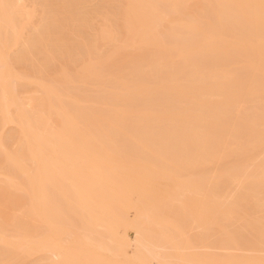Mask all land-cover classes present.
I'll use <instances>...</instances> for the list:
<instances>
[{
    "label": "bare ground",
    "instance_id": "1",
    "mask_svg": "<svg viewBox=\"0 0 264 264\" xmlns=\"http://www.w3.org/2000/svg\"><path fill=\"white\" fill-rule=\"evenodd\" d=\"M70 1L0 0V264H264V0Z\"/></svg>",
    "mask_w": 264,
    "mask_h": 264
},
{
    "label": "rangeland",
    "instance_id": "2",
    "mask_svg": "<svg viewBox=\"0 0 264 264\" xmlns=\"http://www.w3.org/2000/svg\"><path fill=\"white\" fill-rule=\"evenodd\" d=\"M43 1H44V0H43ZM43 1H42V0H26V4H28L30 8H32L33 6H34V8H39V10L37 9V10L35 11V13H34V15H33V17H32V20H33L32 22H34V24L37 23V21H38L39 18H40V15H41L40 11H41V7H42V5H44V4H50L51 2H52V4L54 3V5H55V3L62 2V0H59V1H58V0H55V1H54V0H46L47 3H46L45 1H44V2H43ZM63 1H64V0H63ZM67 1H68V0H67ZM71 1L74 2V0H71ZM71 1H70V2H71ZM75 1L78 2L79 0H75ZM80 1H81V0H80ZM80 1H79V2H80ZM103 1H104V0H86V1H85V0H82V1H81V4H83V5H81V6H83V7L85 6L84 8L82 7V10L86 11V10H89L90 8H91V9H90L89 11L94 10V9L97 8L98 6L104 4L105 1H107V0H105L104 2H103ZM77 2H76V3H77ZM79 2H78V3H79ZM117 2H118V1L116 0V3H117ZM40 3H41V4H40ZM86 4H87V5H86ZM98 4H99V5H98ZM116 6H117V5H116ZM93 7H94V8H93ZM117 7H118V6H117ZM85 8H86V9H85ZM112 16H114L115 18H113V19H111V20H112L113 22H114V20L117 21V19H118L119 16L116 17L117 15H111V17H112ZM118 20H119V19H118ZM98 21H101V18H100ZM98 21H97V19H95L94 22H95L96 25H100V24H99L100 22L98 23ZM119 21H120V20H119ZM116 23H117V22H116ZM114 24H115V22H114ZM31 26H32V24H31ZM29 27H30V26L27 27L28 29L26 28V31H27L26 33L29 32V31H28V30H29ZM30 31H32V27H31ZM67 31H68V30H66V32H67ZM90 33H92V31H89V29L86 30V31H84V35L87 36V37H88V35H89ZM73 34L75 35V33H72L71 36H74ZM87 34H88V35H87ZM76 37H78V36L75 35L74 38H76ZM76 39H77V38H76ZM106 46H108V45H106ZM17 48H18V47H14V48H13V49H14L13 51L15 52ZM14 52H13V53H14ZM54 62H55V61H54ZM199 63H200V62H199ZM56 64L58 65V61H57V63L55 62V65H56ZM50 65H53V63H51ZM55 65H54V66H55ZM21 82H24V86H25L26 88H28V87H30V86H31V87H32V86H35V84L33 85L32 83H30V81H24V79L21 80V81H19V83H21ZM25 84H26V85H25ZM28 84H29V86H28ZM78 84H80V83H78ZM21 86H23V83H22ZM24 86H23V87H24ZM27 86H28V87H27ZM79 86H80V85H79ZM81 87H83V88L85 87V88L87 89L86 86L81 85ZM16 88H17V87H16ZM17 89H18V88H17ZM233 118H235V117L233 116ZM14 126H15V124H13V123L7 124V125H5V126L2 128V131H3V132H6V133H8L9 131L11 132V130H13V129L15 128ZM261 144L264 145V142L261 143ZM261 144H260V145H261ZM262 145L260 146V148L262 147V149H263L264 147H263ZM68 154H69L70 156H68ZM66 155H67V156H66ZM66 155H65L66 157H71V156H72L70 153H67ZM203 169H204V168H203ZM135 197H136V195H133V198H135ZM235 220H236V219H235ZM235 220H233L234 225H235V224H238V222L235 223V222L237 221V220H236V221H235ZM238 221H239V220H238ZM240 221L242 222V220H240ZM240 221H239V223L241 224ZM231 222H232V221H230V223H231ZM233 222H232V223H233ZM225 223H226L227 225L229 224L230 231H232V230H231L232 226L230 227V223H229V221H227V222H225ZM232 223H231V224H232ZM224 225H225V224H224ZM234 225H233V226H234ZM239 226H241V225H239ZM193 227H194V228H193ZM214 227H217V229H219V231H221V229L218 227L217 224H216ZM234 227L237 228L238 225H237V227H236V225H235ZM123 228H125V227H120V228H119V232H120L122 235H124V234L127 233L128 236H130L129 238H131V237L134 236V230H132V229L127 230V229L125 228V231H124ZM225 228L228 229L226 226H225ZM235 228H232V229L234 230ZM97 229H98V231H99V229H101V232H102V229H103V228H102V227H99V228H97ZM196 229H197V230H196ZM217 229L214 228V230H216V232H214V233H215V234H214L215 236H216V234H219V233H217V232H218ZM226 229H225V231H227ZM237 229H239V227H238ZM126 230H127V232H126ZM191 230L193 231V233H192ZM235 230H236V229H235ZM79 231H80V230H79ZM186 231H187L188 234H190V235H195L194 233L199 232L200 230H199L198 227H195V226L190 227V226H189V229L187 228ZM195 231H196V232H195ZM99 232H100V231H99ZM187 232H186V233H187ZM189 232H190V233H189ZM127 234H126V235H127ZM196 234H197V233H196ZM214 235H213V236H214ZM215 236H214V237H215ZM167 245H168V244H167ZM170 245H171V243H170ZM168 246H169V245H168ZM170 248H171V247H170ZM166 249H167V250H166ZM166 249H165V251H167V252H169V250H171V251L169 252L170 254L173 253V252L175 253V250H174V249H169V250H168V248H166ZM129 250H130V249H129ZM189 250H190V249H189ZM191 250H192V249H191ZM195 250H198V249H195ZM217 250H218V251H216V249H215L214 252H215V253H218V254H220V253L224 254V252H225V251L222 252V249H217ZM219 250H220V251H219ZM130 251H131V250H130ZM186 251H188V250H186ZM202 251H204V250H202ZM226 251H227V250H226ZM230 251H231V250H230ZM230 251H229V252H230ZM232 251H233V250H232ZM235 251H236V250H234V252H232V253L235 254ZM103 253H104V255L106 254L107 257H111V254L108 253L107 251H106V252L103 251ZM227 253H228V252H225V254H227ZM236 253H237L238 255H240V254H242V251L239 250V252H238V250H237ZM237 254H236V255H237ZM34 255H36L37 257L34 256ZM48 255L50 256V254H49L48 252H47V253H46V252H43L42 254H41V252H40V253H35V254H33V255L31 256L32 258H30V257L26 258L25 261L23 262V264H30L29 262L32 263V262H34V261H37V262H38V261H39V258H40V260H41V259L44 260L45 258H42V257H43V256H44V257H46V256L49 257ZM104 255H103V256H104ZM34 257H35V258H34ZM38 257H39V258H38ZM51 257L53 258V256H51ZM112 257H114V256H112ZM37 258H38V260H37ZM123 259H124V260H128V258L125 257V256L123 257ZM26 260H28V261H26ZM31 260H32V261H31ZM42 260L39 261V262H42ZM152 262H155V263H152V264H158L157 261H154V260H153Z\"/></svg>",
    "mask_w": 264,
    "mask_h": 264
}]
</instances>
